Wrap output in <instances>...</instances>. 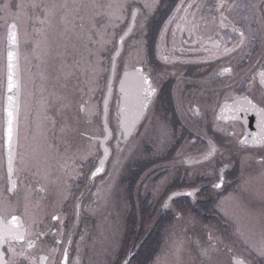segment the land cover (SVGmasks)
<instances>
[{
  "label": "flooded vegetation",
  "instance_id": "af4514ba",
  "mask_svg": "<svg viewBox=\"0 0 264 264\" xmlns=\"http://www.w3.org/2000/svg\"><path fill=\"white\" fill-rule=\"evenodd\" d=\"M185 2H190V0H185ZM195 2L201 6L205 19L197 20L191 32V38L188 32L191 25H186L182 20L177 21L184 29L182 34L177 31L176 24L173 23L169 25L168 34L161 36L179 0H159L156 11L148 16L143 30L134 29L133 33L125 39V44L128 42L132 46L129 56L132 52L142 48L144 57L141 60L134 58L132 63L130 58L129 64H124L119 76L117 70L125 45L118 58L108 116L112 121L110 126L108 125L112 131V138L108 141L111 156L105 165V171L95 180L90 178L91 172L95 170L99 159L103 156L101 144L105 131L102 107L100 122L96 117H99V112H97L92 119V124H89L91 129L81 131L85 140L89 137L94 138L92 140L94 153L83 156V159H81L82 156H77L76 164L68 161L70 165H74L75 170L71 168L66 170L63 165L74 148L71 145L67 153L65 149H62L61 155L52 163L53 172H49V178L53 175L54 179L64 181L62 184L64 191L60 193L62 200L59 204L53 206V204L44 203L43 205L48 207L44 211H40L38 205H33L27 212L22 204L18 211L5 213L6 220H10L13 214L19 216L29 234L36 231L49 233V235L41 236L37 246L29 250L33 253L31 259L36 260V264H63L62 251L65 247L69 253L67 264H105L104 258L106 264H123V260L133 253L139 239L145 235L140 247L145 244L148 246L152 228L155 227L158 245L154 252L150 248L147 249L145 262L144 258L140 260L143 264H154L155 256L163 251L167 240L170 239L167 229L172 230L177 225L182 228L183 233L189 239L200 242L197 246L199 254L202 248H207L211 243L214 247L209 249V254L213 264H226L227 256L220 249L229 243L226 236L239 230V225L236 221L234 224L231 216L218 208L216 197L239 196L245 203L244 208L243 205L237 208L240 212L248 209L250 213L255 211L264 216V165L261 164V161H264V147L239 143L245 134L259 132L256 127L257 117L254 113H248L246 124L231 119H217L225 103V97L242 99L244 95L251 97L253 93L264 89L260 76V73L264 72V57H262L264 54V23L261 22L264 12L259 7L254 9L250 6L253 3L259 4V0H237V6L231 13H224L229 22L236 23L237 28L240 27V23L237 22L244 25L247 39L241 44L238 33L232 32L230 28H220L218 14L210 11L216 0H195ZM180 15L182 16L183 13ZM173 31H177L174 41L171 35ZM122 34L123 32L120 35ZM224 47L234 49V51L224 54ZM164 55L169 57V62L161 58ZM226 67L232 69L231 73H223L222 70ZM135 68L144 69L152 86L156 89V94L152 97L146 119L141 120L127 140H124L116 131L117 99L121 96L117 89L125 70L131 72ZM101 76L103 78V74ZM127 88L131 102L134 97V84L131 78ZM99 96L103 105L102 89ZM232 98L228 99L227 103L233 104ZM83 111L85 112V106ZM224 116L231 117L232 113L224 112ZM221 128L226 129V132L220 131ZM118 137L121 140L119 152L116 150ZM135 139L143 143L146 153L142 157L134 156L129 161L126 160L122 163V169V164L119 166L116 188L110 193L114 205H106L109 212H116L113 218L116 224L114 236L117 237H114L113 244L108 246L106 254L103 249L97 248L96 255L93 246L94 243L97 244L98 237H101L99 225L103 223L102 215L104 214L101 211L105 209L101 203L106 187L111 177L114 176L117 158L122 157L121 160L123 159L127 150H123L125 145L129 141L132 144ZM209 141L215 145L217 152L210 159H204L205 153L199 156V145L202 142L207 147ZM20 142L21 140L19 144ZM160 143L167 145L165 153L163 155L154 154V148L161 145ZM184 147L189 148L191 153L196 152V155L181 154ZM2 148L1 144L0 189L4 193L1 195V200L7 204L10 198L24 189L28 181L30 188L36 191V195H40L41 198L49 196L52 201V188H50L49 181L46 182L45 178H35V175L31 178L27 172L21 170L20 155L17 156L15 162L17 186L13 192L9 191L11 186L7 181V161ZM18 152L20 153V146ZM66 154L68 156H65ZM204 166L207 171L204 176H201L200 167ZM39 168L41 166L38 164L33 171L37 173L36 169ZM169 171L172 174L167 175ZM221 172L223 173V186L216 188L214 185L219 182ZM165 177V185L160 190H156V182ZM179 192H194V195H176L171 200L169 199ZM5 193L10 196L9 199ZM165 203L168 205L167 208L164 206ZM52 215H60L63 224L52 220ZM146 217L148 219L146 231L140 237L136 234L137 219L140 228L141 222ZM200 218L209 225L216 222L218 229L221 228L217 230V236L223 242L213 239L210 231H207L208 235L203 238L202 234H198L193 229L199 225ZM261 220L264 223L263 217ZM120 223L125 229L119 241L117 238L120 233ZM58 228L61 229L62 235L53 237L51 233L56 232ZM81 236L84 237L83 240ZM69 238L72 240L71 246L66 244ZM55 239L63 240L65 243L55 245ZM50 247H57L60 250L51 252ZM215 248L218 250L213 251L215 252L214 257L211 251ZM45 256L48 257L47 260L41 259ZM134 257L135 255L131 258V264H134ZM206 259L204 257L203 262L198 264H204ZM235 259L236 257H233V260ZM251 260L252 264H264V257L259 255L253 254Z\"/></svg>",
  "mask_w": 264,
  "mask_h": 264
},
{
  "label": "snow or ice",
  "instance_id": "6c2138e0",
  "mask_svg": "<svg viewBox=\"0 0 264 264\" xmlns=\"http://www.w3.org/2000/svg\"><path fill=\"white\" fill-rule=\"evenodd\" d=\"M158 5V0H81L80 3H76L74 0L73 6L70 8L67 0L64 2H58V0H32L28 7L32 9L34 19L41 27L36 28L37 33L47 34V30L53 27L54 21L59 17V22L64 26V31L67 33L71 25V30L75 31L76 28H79V33H77L78 40L83 44L84 49L88 53V58H82L81 60H74L71 65L67 64L65 60L61 59L59 65L53 64V71L56 72L55 80L57 83L61 79L65 81L64 84H61L62 88H67V81L69 79H78L73 69H78L82 73H97V67L103 63L101 58V53L108 51L110 62L115 64L116 56L119 55L120 49L125 45V38L129 34L133 33L134 29L143 30L144 21L148 16L155 11ZM237 6V0H216L212 5L210 11H214L218 14L219 26L220 28H230L232 32L238 33L239 43L243 44L246 41V33L244 30V25L241 22L240 27L237 28L236 23L229 22L228 17L225 16V12L231 13L233 8ZM252 8L259 7L262 12H264V0H259V4H251ZM16 9L20 15H23L25 4L23 0H17L16 3H12L11 0L8 2H2V7H0V16L7 15L10 9ZM83 10L85 13L91 14V20L93 21L91 28H86L83 21L84 16L79 15V11ZM75 12L76 15L73 19H69L70 13ZM183 13L181 16L180 14ZM199 13V15H198ZM100 17L103 23L100 27L97 28L96 18ZM191 17V19H189ZM205 17L202 14L201 6L195 2V0H190V2H185V0H179V3L176 5L175 10L172 16L169 17L168 23L165 25L161 32V36L164 37L169 32V25L175 23L176 29L181 34L184 29L181 27V24L177 21H184L186 25H191L188 28L189 38H191V32L195 28L197 20H204ZM76 20L81 21L77 24ZM125 20L130 22L126 25V30L121 29V24ZM261 22L264 23V15L261 16ZM120 29L123 31V35L119 36L118 42L114 45L116 55H111V50L106 48L108 43H112L110 40H106L105 36L114 35L115 30ZM177 31L171 33L173 41L177 35ZM8 34V43L9 51L7 53V92L11 93L7 95V106H6V127L4 128V136L2 138V150L6 151L7 156V181L11 185L9 191L16 189V180L13 178L14 174V164L16 158L20 153L18 148L20 146V132H19V117L21 111V102H20V92L21 84L18 78V52L19 48L18 42V24L15 22V19L8 22L7 26ZM99 36L100 39L94 40L93 38ZM89 45H100V47L95 48V50L89 48ZM40 46V42L37 41L36 47ZM207 51V49H205ZM234 51L228 47H224V54H228ZM58 55H61L58 53ZM212 55L211 53L209 54ZM264 57V54H262ZM94 58V59H93ZM165 62H169V57L164 55L161 57ZM223 73H231V68H224ZM261 83H264V72L260 73ZM133 81L134 84V97L130 102V93L125 87V82L127 80ZM93 77H89L85 84H90ZM107 90L111 92L112 86L110 83L106 84ZM72 93L80 92L81 99L77 102L76 113H72V102L69 95L61 94L57 91H52L50 93L53 98L51 103L49 98L44 96L39 101V112L37 115V124L36 129L37 133L43 138L45 143H48L50 137L47 133L50 131L54 135L59 133V136L56 137L59 139L61 144L65 146V151L67 153L68 149L71 146V131L72 125L69 120L72 116H75L80 111L84 110V106L87 101L84 100V95H87L85 90L79 86V84H73ZM89 92L93 91L92 88L88 89ZM120 98L117 99V127L116 131L119 132L120 137H123L124 140H127L134 129H136L138 123L141 120L146 119V113L150 111V104L152 103V97L156 94V89L152 86V82L149 79L148 75L145 74L144 69L135 68L134 71L124 72V79L120 81ZM232 97H225V103L220 110V115L217 117L218 120L231 119L233 121H242L244 124L248 122L247 116L248 113H254L257 117L256 127L259 129L258 133H247L244 135L243 139L239 141L242 145H252L254 147L261 146L264 147V89L258 90L256 93H253L251 97L249 95H244L241 99L240 97H235L233 99V104L227 103L228 99ZM91 99V97H89ZM104 131L107 133L104 137L106 142L112 138V131L107 128L108 124V105L109 101L105 95L104 100ZM51 108H55L56 118L49 116L48 112ZM224 112H231L232 116H224ZM91 114V113H89ZM50 125V127H49ZM220 131H225L226 129H219ZM251 137V139H249ZM27 137H25L26 139ZM94 138L89 137V140L92 141ZM102 142V143H103ZM121 140L118 137L116 139V150L120 151ZM54 151L58 149L54 148ZM217 152L215 145L209 141L207 151L204 154V159H210ZM110 154L108 147L103 149V158L99 159L98 166L95 167V170L91 172V179L95 178L105 171L106 159ZM84 157H81L83 159ZM75 154L68 156V159L65 161L63 167L67 170H75L74 165H70L68 161L74 160ZM21 162L23 158L21 157ZM261 164L264 165V161H261ZM115 167V166H114ZM223 173L219 175V182L214 185L216 188L223 186ZM99 189L97 192L99 193ZM173 195H187L193 196L194 192L187 193H178ZM173 197H169L171 200ZM168 207L167 203L164 205ZM9 205L5 201L0 200V264H36V260L31 259L33 253L30 252V249H33L37 246V242L40 240L41 236L49 235L48 232L36 231L32 234L28 233V230L24 227V224L21 222L20 217L17 215H11L10 220H6L5 213L8 211ZM25 212H27V205H25ZM78 214V213H77ZM54 221H60L61 225L63 220L60 215H52L51 217ZM53 237H59L62 235L61 229H57L56 232L51 233ZM34 238H29V237ZM235 237V239H233ZM84 237L81 236V240ZM226 239L229 240L228 244L223 245L222 250L227 256L226 264H252L251 257L253 254L264 257V230H261L258 234H250L245 236L244 233L239 230L233 232L231 235L226 236ZM211 240V237H209ZM65 242L60 239H55V245H62ZM68 246L72 245V240L69 238L66 241ZM214 246L209 243L207 248L201 249V254L207 259L204 261V264H213L212 258L209 254V249H212ZM60 249L57 247H50L49 251L55 252ZM131 255L123 260V264H131ZM63 264L68 262V249L67 247L63 248L62 251ZM233 257H236L233 260ZM243 257V258H241ZM41 259L47 260L48 257H42Z\"/></svg>",
  "mask_w": 264,
  "mask_h": 264
},
{
  "label": "rangeland",
  "instance_id": "374dc122",
  "mask_svg": "<svg viewBox=\"0 0 264 264\" xmlns=\"http://www.w3.org/2000/svg\"><path fill=\"white\" fill-rule=\"evenodd\" d=\"M2 2H8V0H0V7H2ZM12 3H16L17 0H11ZM25 4V8L23 10L24 14L20 15L16 9H10L7 15L0 16V146L2 144L3 138V127H4V115H3V103H4V93H5V75H6V41H7V26L8 22L15 19V21L19 25L20 30V38H21V61H22V81H23V91H22V107H21V121H20V169L24 172H27L29 176L32 178L35 175V178H45V181L50 183L51 189V198H41L40 195H36V191H33L30 186L29 182L27 181L24 185V189L20 191L18 195L10 198L9 195L5 193L8 197L9 201L7 205L8 213L18 211L22 204L23 209L25 210V205H27V210H30L33 205H38L40 211H44V209L48 208L43 204H53V206H57L59 201L62 200L60 193H63L62 185L64 183L63 180H58L57 178L54 179L53 175L49 178V172L52 171V163H54L58 156L61 155L60 151L65 149V146L61 144L59 139L56 137L59 136V133L48 132L47 135L50 137L48 143H45L43 138L37 133L36 124H37V115L39 112V101L42 97L46 96L49 98L51 103L52 97L50 93L52 91H57L64 95H69L72 102V113H76V105L77 102L81 99V93L75 92L72 93L73 84H79L81 88L85 90L87 95H84V100L87 101L85 104V112L80 111L75 116H72L69 120L70 124L72 125L71 135V145L74 147L69 153V155L75 154V159L71 160L73 163L76 164L77 156H87L94 153L93 143L89 139H84V135L81 131L91 129L92 119L97 115L99 112L98 121L100 122V115H101V108L102 103L100 102L99 93L101 89L106 92L107 87L106 84L109 82L110 72H111V65L109 52L105 51L101 53V58L103 63L97 67V73L93 74L91 72L85 74L80 72L78 69H73L78 79H69L67 81V88H62L61 84H64L65 81L63 79L60 80L59 83L55 80L56 72L53 71V64L59 65L61 59L65 60V62L69 65L74 60H81L83 63L82 58H88V53L84 49L83 44L78 40L77 33H79V28H76L75 31L71 30V25L69 26L70 30L65 33L64 26L59 22V17L56 18L54 21L53 27L47 30V34L44 33H37L35 31L36 28H40L41 26L36 23L34 19V13L31 8L28 7V4L32 2V0H23ZM58 2H64V0H58ZM78 4L81 0H75ZM159 2V0H158ZM70 8L73 6L74 0H67ZM157 9V8H156ZM155 9V11H156ZM76 15L75 12L70 13L69 19H73ZM79 15L84 16L85 19L83 21L86 28H91L93 21L91 20V14L85 13L83 10L79 11ZM97 20V28L100 27L103 21L100 17L96 18ZM148 20V18L144 21ZM129 20H125L123 24H121V29H126V25L129 23ZM76 23L79 24L81 21L76 20ZM123 31L120 29L115 30L114 35L105 36L106 40L112 41V43H108L106 45L107 49L111 50V55L115 52L114 45L116 44L118 37ZM137 36H140L136 33ZM94 40L100 39L99 36L93 38ZM141 39V37L139 38ZM37 41L40 42V46L37 48L36 43ZM100 47V45H89V48L95 50V48ZM132 46L129 45L128 42L125 44L124 53L119 57L121 59V63L118 67V76L124 67V64H129V59L131 58V63L133 62L134 58L139 60L143 59L142 48L138 51L136 50L131 53L129 56L130 50ZM61 54V55H58ZM94 59V58H93ZM133 59V60H132ZM103 74V78L102 75ZM93 77L90 84H85V81L89 79V77ZM92 88L93 91L89 92L88 89ZM91 97V99H89ZM112 107V106H111ZM91 113V114H89ZM49 116H53L56 118L55 108H51L48 112ZM89 119V122H88ZM109 126L111 124V118H108ZM50 127V125H49ZM160 134V133H159ZM161 135V134H160ZM25 137H27L25 139ZM132 140V139H131ZM166 140V138H165ZM131 141L125 145L126 155H124L123 159L117 158V166L115 168L114 176L111 177V181L109 182L108 186L106 187L105 195L101 204L105 206L101 212L103 223L99 225V231L101 233V237H98L97 244L94 243L93 249L94 254L97 255V248L103 249L105 254L108 252V246L113 244L114 236L116 231V224H114L113 216H116V212H109L106 209V205H114L111 200L110 193L114 188H116V180L119 174V166L124 163L126 160L134 158V156L142 157L146 153V148L142 142ZM139 142V143H137ZM161 145L154 148L153 153L158 155H163L165 153V148L167 145L165 143H160ZM71 147V146H70ZM56 148L58 151H54L53 149ZM208 146L206 147L205 144L200 142L199 145V156L203 155L207 151ZM181 149V148H180ZM122 150V151H123ZM182 150V149H181ZM121 151V152H122ZM120 154V153H119ZM183 155L190 154L196 155V152L191 153L189 148H185L182 150ZM121 155V154H120ZM65 156H68L67 154ZM21 157L23 158V162H21ZM53 159L50 163V161ZM121 160V161H120ZM40 165L41 168L36 169L37 173L34 168L37 165ZM208 164V163H207ZM209 166V165H206ZM123 164L121 166V169ZM125 168V166H124ZM206 167H200V174L204 176L206 173ZM171 172L169 171L167 175ZM172 174V173H171ZM264 176V175H263ZM154 177V176H153ZM171 177V176H169ZM30 178V179H31ZM263 180V179H262ZM157 186L155 187L156 190H160L165 183L166 177L162 178L160 181H157ZM154 191V190H153ZM4 194L0 189V200L1 195ZM234 198V199H233ZM228 197L227 195L224 196H217L216 203L218 202V208L222 209L227 215L231 216L230 218L237 222L239 225V230L244 233L245 236H248L253 231V234H258L261 230H264V223H262L261 218L264 216L260 215L259 213L252 211L249 212L248 209L243 210L240 212L237 208H240L244 202L242 201L241 197ZM49 199V200H48ZM264 199V197H263ZM169 200V199H168ZM220 200V201H219ZM170 201V200H169ZM52 206V207H53ZM244 214V215H243ZM147 217L145 220L141 222L142 226L138 227V219L136 225V234L140 237L145 233L146 226L148 224ZM140 223V222H139ZM204 223L200 218V223L198 226L194 227L193 229L196 230L198 234H202L203 238L206 237L207 231H210L213 235V239L223 242L221 238L219 239L217 236L218 229L216 222L215 223ZM246 224V225H245ZM253 225V226H251ZM155 228V227H154ZM152 228V235L148 246L146 244L141 246L142 241L144 240L145 236L140 238L139 242L137 243L135 249L133 250L131 258L134 257V264H143V261H140L141 258L145 257V253L148 248L151 249L152 252L156 249L158 245V239L156 237V229ZM125 227L120 223V233L118 236V240L121 238V233L124 231ZM191 229V230H193ZM168 230V238L163 251L160 252L159 255L155 256L154 264H198L202 263L204 260V256L199 254L197 246H199L200 242L197 240L189 239L185 233H183L182 228L177 225V227H173L167 229ZM205 231V232H204ZM102 239L104 241H102ZM138 240V239H137ZM136 240V241H137ZM120 241V240H119ZM207 244V243H206ZM227 244V243H226ZM146 246V247H145ZM140 247V248H139ZM217 247V246H216ZM139 248V249H138ZM218 248V247H217ZM217 248L211 251V253L215 257V251ZM218 250V249H217ZM106 257V256H105ZM104 256L100 259L103 260ZM127 258V257H126ZM105 264L106 260L104 258ZM145 262V258H144Z\"/></svg>",
  "mask_w": 264,
  "mask_h": 264
},
{
  "label": "water",
  "instance_id": "95a60500",
  "mask_svg": "<svg viewBox=\"0 0 264 264\" xmlns=\"http://www.w3.org/2000/svg\"><path fill=\"white\" fill-rule=\"evenodd\" d=\"M16 22V21H15ZM17 23V22H16ZM18 24V23H17ZM123 35V34H122ZM130 35V34H129ZM128 37V36H127ZM126 37V38H127ZM125 38V39H126ZM18 42H19V48L17 49V52H18V64H19V68H18V78H19V80H20V84H21V92H20V102H21V100H22V66H21V43H20V30H19V25H18ZM8 51H9V43H8V34H7V44H6V86H5V97H4V128L6 127V120H7V114H6V111H5V109H6V106H7V95H10L11 93H8L7 92V75H8V70H7V63H8V61H7V53H8ZM121 51H122V48L120 49V53H119V55L118 56H116V59H115V64H112V69H111V77H110V81H109V83L111 84V86H112V90H111V92H109L108 90H107V93H106V96H107V98H108V101L110 102V99H111V96H112V92H113V83H114V78H115V70H116V65H117V59H118V57L120 56V54H121ZM116 55V52H115V54H114V56ZM124 79V75H123V78H122V80ZM129 80H130V78H129ZM129 80H127L126 82H125V87H126V89L128 90V88H127V85H128V83H129ZM118 91H119V93H120V84H119V87H118ZM121 94V93H120ZM109 106V105H108ZM21 112V111H20ZM19 124H20V117H19ZM104 126H105V124H104ZM107 128H108V126H107ZM104 141V138H102V142ZM108 141V140H107ZM107 141L106 142H103L102 143V148L104 149V147H108L109 148V146L107 145ZM109 150H110V148H109ZM5 155H6V151H5ZM110 157V154H109V156H108V158ZM108 158L106 159V162H107V160H108ZM6 160H7V156H6ZM106 164V163H105ZM13 178L16 180V177H15V164H14V174H13ZM11 186V185H10ZM11 188V187H10ZM14 190H11V192H13ZM179 193H182V192H179ZM176 194H178V193H176ZM174 196H176V195H172L171 197H174ZM130 255V254H129ZM128 255V256H129ZM132 256V255H131Z\"/></svg>",
  "mask_w": 264,
  "mask_h": 264
}]
</instances>
